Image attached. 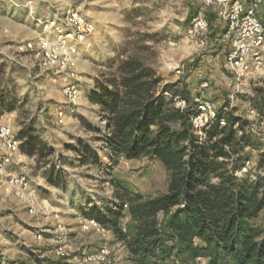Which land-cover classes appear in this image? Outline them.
Returning <instances> with one entry per match:
<instances>
[{
    "label": "rangeland",
    "instance_id": "1",
    "mask_svg": "<svg viewBox=\"0 0 264 264\" xmlns=\"http://www.w3.org/2000/svg\"><path fill=\"white\" fill-rule=\"evenodd\" d=\"M15 1L18 7L0 0V128L9 127L16 136L30 127L46 149L30 156L19 148L0 170V264H82L83 254L102 245L116 253L120 264H133L111 229L83 230L89 212L118 208L122 188L145 198L168 192L170 174L159 160L114 157L106 143V116L92 100L130 56L152 67L163 85L177 84L173 90L178 95L166 94L174 105L185 97L193 108L201 98L233 113L244 126L239 135L247 142L243 155L251 162L252 176L264 169V113L258 108L264 66L239 86L225 68L231 47L223 40L226 26L212 25L209 10L203 45L187 36L201 0ZM70 10L95 24V35L79 60L81 97L73 108L63 93L68 79L40 71L35 56L23 48L42 32L40 21ZM180 65L188 67L183 75L176 73ZM61 110L66 112L63 124L57 118ZM3 150L0 141V157ZM9 176L26 177L28 191L22 194ZM123 210L121 228L134 233L136 221L128 208ZM64 244L67 255L59 259L55 249ZM207 263L199 258L175 264Z\"/></svg>",
    "mask_w": 264,
    "mask_h": 264
},
{
    "label": "trees",
    "instance_id": "2",
    "mask_svg": "<svg viewBox=\"0 0 264 264\" xmlns=\"http://www.w3.org/2000/svg\"><path fill=\"white\" fill-rule=\"evenodd\" d=\"M108 83L92 96L106 116L108 149L117 158L159 160L170 184L166 194L155 198L122 188L118 208L86 216L115 233L133 264L199 258L207 264H264V178L251 172L236 175L246 164L240 119L221 110L204 137L197 136L189 100L180 96L188 108L178 109L166 97L178 95L173 90L177 84L163 85L139 57L123 60ZM259 95L258 108L264 113V90ZM221 120L226 121L222 128ZM16 139L21 152L30 156L46 149L30 127ZM126 205L136 221L134 233L121 228Z\"/></svg>",
    "mask_w": 264,
    "mask_h": 264
},
{
    "label": "built area",
    "instance_id": "3",
    "mask_svg": "<svg viewBox=\"0 0 264 264\" xmlns=\"http://www.w3.org/2000/svg\"><path fill=\"white\" fill-rule=\"evenodd\" d=\"M16 7L15 0H8ZM264 0H251L246 6L241 0H201V6L192 17L188 27L187 36L195 43L203 45L201 38L209 31L208 13L213 9L220 21L225 24L223 38L231 45L230 52L225 58L226 70L234 76L239 86L248 78L259 73L264 66V23L258 16L257 8ZM42 32L38 34L35 41L27 43L23 48L31 52L37 60L40 71L56 73L68 79L63 93L70 108L77 106L81 97V87L78 84V64L80 57L86 51L95 35V24L89 18L76 10H70L62 16L54 17V20L40 21ZM188 70L186 65L176 68L177 75H183ZM208 86L202 85L205 89ZM176 107L186 110L188 104L182 98L176 99ZM227 110V108H224ZM191 125L194 133L203 138L205 131L217 119L220 111L215 104L204 101L201 98L195 99V106L192 108ZM59 123L66 120V112H58ZM226 126V121L221 120L220 127ZM0 141L5 148V155L0 157V170H5L13 157L17 155L20 142L14 136L9 127L0 128ZM251 162L247 161L242 171L237 173L241 176L251 172ZM264 178V169L259 171ZM10 182L17 186L22 194L29 189V182L26 177L9 176ZM253 179H255L253 177ZM128 208V205L123 207ZM85 232H100L104 228L96 219H87L84 222ZM66 244L55 249L57 258L66 257ZM65 252H64V251ZM82 264H120L116 253L109 250L107 245H102L91 254H83Z\"/></svg>",
    "mask_w": 264,
    "mask_h": 264
},
{
    "label": "crops",
    "instance_id": "4",
    "mask_svg": "<svg viewBox=\"0 0 264 264\" xmlns=\"http://www.w3.org/2000/svg\"><path fill=\"white\" fill-rule=\"evenodd\" d=\"M246 6H249L251 4V0H241ZM258 16L261 19V21L264 23V1L263 3L257 8ZM209 18H210V23L213 25L214 23H217L219 26L224 25L222 21H220L217 17V14L213 9H209ZM212 13V14H211ZM225 27V26H224ZM223 28V27H222ZM224 29V28H223ZM224 40V38H223ZM231 48V47H230ZM5 153V151L3 150ZM6 154V153H5Z\"/></svg>",
    "mask_w": 264,
    "mask_h": 264
}]
</instances>
